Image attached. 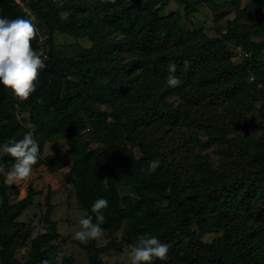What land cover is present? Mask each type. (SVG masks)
I'll return each instance as SVG.
<instances>
[{
  "label": "trees",
  "instance_id": "trees-1",
  "mask_svg": "<svg viewBox=\"0 0 264 264\" xmlns=\"http://www.w3.org/2000/svg\"><path fill=\"white\" fill-rule=\"evenodd\" d=\"M19 1L0 0V18L33 15L32 48L47 59L28 100L0 87V146L32 132L40 147L33 170L51 171L63 158L56 148L45 161L46 144H67L64 180L85 218L95 223L92 205L108 201L107 242L81 246L87 264H104V253L129 251L141 236L168 245L167 259L153 264H264V0ZM171 3L182 9L164 14ZM203 9L215 25L234 18L212 36L181 25ZM57 35L90 45L57 47ZM172 62L175 88L166 83ZM13 163L0 154L5 172ZM4 180L0 264H73L55 244L50 194L47 229L33 237L19 218L36 192L11 203ZM209 231L215 237L205 241Z\"/></svg>",
  "mask_w": 264,
  "mask_h": 264
},
{
  "label": "clouds",
  "instance_id": "clouds-1",
  "mask_svg": "<svg viewBox=\"0 0 264 264\" xmlns=\"http://www.w3.org/2000/svg\"><path fill=\"white\" fill-rule=\"evenodd\" d=\"M38 29L31 18L5 19L0 18V87L10 92L11 97L19 102L29 99L36 91V84L40 72L45 68L47 57L34 51L32 41L37 38ZM237 51H242L237 49ZM244 55H248L244 53ZM177 65L172 62L168 65L169 75L166 83L170 88L180 85L179 79L173 75ZM0 154L10 157L14 163L10 170L5 172L0 165V174H4V183L9 186L19 185L30 180L33 166L37 164L40 147L32 132L26 133L20 140H8L0 146ZM160 161H151L147 174H152L159 167ZM144 171V169H142ZM108 207L106 199H98L92 205L91 211L95 216H87L79 221V230L74 237L81 243L87 244L90 240L102 237L104 222L102 210ZM169 248L156 237L141 236L138 242L130 246L127 253L128 264H153V261H165ZM42 264H49L43 261Z\"/></svg>",
  "mask_w": 264,
  "mask_h": 264
},
{
  "label": "rangeland",
  "instance_id": "rangeland-1",
  "mask_svg": "<svg viewBox=\"0 0 264 264\" xmlns=\"http://www.w3.org/2000/svg\"><path fill=\"white\" fill-rule=\"evenodd\" d=\"M222 2L223 0H217ZM246 0H242V5L245 4ZM181 10L182 7L171 3L164 14H167L172 10ZM66 13H61V17L65 18ZM31 18L36 24L37 21L35 17L31 14L27 15V19ZM234 13L229 14L226 19L222 20L219 25H215L211 21V14L207 9H203L199 14H196L188 19L183 18L181 25L185 28H200L204 27L205 31L210 35L215 34L216 27H225L226 20L233 19ZM41 40L43 38L41 37ZM90 43L86 40H77L68 36L57 35L56 36V46H82L88 47ZM99 144L96 141L91 142V147L93 149H98ZM59 149L62 155L63 162L56 165L53 170H48L45 166L33 170L30 180L23 182L19 185L10 186L9 194L11 203L22 199L26 196L29 188H32L36 192L33 197L32 205L21 215L20 221L30 223L32 227V236H36L39 233L44 232L47 229V225L44 223V215L46 211V200L45 197L50 194V204L53 206L50 219L58 223L56 230L60 235L59 239L55 242L59 248L60 257H72L73 264H87V255L82 249L80 241L76 240L74 234L79 230V221L85 218V213L80 210L76 201V195L73 188L65 183L64 175L69 168L71 163V158L67 154V144L65 142H54L51 144H46L42 157L45 161H50L56 151ZM121 195L130 194L128 189H121ZM215 237L213 231H209L204 236L205 241H211ZM107 239L104 235L99 238V245H104ZM29 252V246L22 248L18 251L16 258L20 261L26 260ZM128 250L124 249L120 252L117 250H112L104 253L102 255V260L104 264H128L127 258Z\"/></svg>",
  "mask_w": 264,
  "mask_h": 264
},
{
  "label": "built area",
  "instance_id": "built-area-1",
  "mask_svg": "<svg viewBox=\"0 0 264 264\" xmlns=\"http://www.w3.org/2000/svg\"><path fill=\"white\" fill-rule=\"evenodd\" d=\"M18 3H20V1L19 0H16Z\"/></svg>",
  "mask_w": 264,
  "mask_h": 264
}]
</instances>
